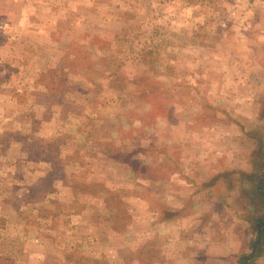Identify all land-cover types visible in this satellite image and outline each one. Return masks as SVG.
I'll list each match as a JSON object with an SVG mask.
<instances>
[{
  "label": "rangeland",
  "instance_id": "1",
  "mask_svg": "<svg viewBox=\"0 0 264 264\" xmlns=\"http://www.w3.org/2000/svg\"><path fill=\"white\" fill-rule=\"evenodd\" d=\"M0 264H264V0H0Z\"/></svg>",
  "mask_w": 264,
  "mask_h": 264
},
{
  "label": "trees",
  "instance_id": "2",
  "mask_svg": "<svg viewBox=\"0 0 264 264\" xmlns=\"http://www.w3.org/2000/svg\"><path fill=\"white\" fill-rule=\"evenodd\" d=\"M258 189H259L258 191L261 193V188H258ZM260 235H262V231H261V233H259V236H260ZM255 244H256V243H255ZM255 244H254V246H255Z\"/></svg>",
  "mask_w": 264,
  "mask_h": 264
}]
</instances>
